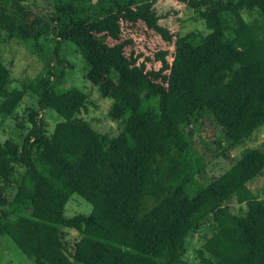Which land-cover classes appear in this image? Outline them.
<instances>
[{
  "label": "trees",
  "instance_id": "obj_1",
  "mask_svg": "<svg viewBox=\"0 0 264 264\" xmlns=\"http://www.w3.org/2000/svg\"><path fill=\"white\" fill-rule=\"evenodd\" d=\"M179 1L200 15L205 35L173 40L147 0H52L47 18L25 0H0L9 37L50 35L70 46L87 65L85 78L111 100L110 115L123 120L116 135L100 133L77 118L87 101L81 89L62 86L50 67L13 86L0 60V126L27 93L37 101L21 145L0 141V234L33 264H189L181 247L204 219L210 234L197 251L200 264H264V200L250 187L264 174V149L243 147L204 189L192 197L185 189L192 151L227 158L264 124V0ZM243 12L261 17V26ZM138 24L161 43L151 54L134 47L133 35L119 38ZM47 109L61 117L51 131ZM185 129L197 142L186 141ZM55 174L92 205L89 214H64L67 195ZM62 228L79 238L68 243Z\"/></svg>",
  "mask_w": 264,
  "mask_h": 264
},
{
  "label": "rangeland",
  "instance_id": "obj_2",
  "mask_svg": "<svg viewBox=\"0 0 264 264\" xmlns=\"http://www.w3.org/2000/svg\"><path fill=\"white\" fill-rule=\"evenodd\" d=\"M110 1L101 0V3L107 6ZM147 1L152 4L151 9L148 11L150 16L158 23L165 25L173 40L190 31L203 35L209 31L206 29L200 15L179 0ZM24 4L43 18L49 17L52 12V0H25ZM141 7L135 8L134 11H141ZM242 14L251 23L261 26V17L257 16L254 19L256 15L249 17L245 12ZM221 18L225 32L235 46L236 43L232 34V21L225 14L221 15ZM129 35H133L135 40L134 47L143 48L148 54H151L154 49H158L161 46L159 39L154 34L149 33L147 29H144L141 24L130 29L124 28L121 30L119 38L124 39ZM169 50H173L172 45ZM0 60L9 68L14 79L12 82L13 86H20L22 83L27 84L32 78L44 75L49 67L50 69L52 68L56 74L61 75L62 86L74 85L87 94L85 107L77 114V118L80 121L88 122L94 129L109 136L116 135L121 130L123 120L113 118L108 111L111 100L102 97L97 88L85 78L87 65L84 60L67 44L58 43L55 36L22 38L19 34H14L9 37L0 28ZM36 106V97L31 93H27L16 107L14 114L0 126V141L6 144L14 141L21 145L23 135L27 131L26 128L30 125L27 109L36 108ZM41 114L42 118L47 122L48 131H51L54 124L61 120V117L51 109L43 110ZM196 136L195 130L185 129L184 137L188 143L192 139L197 142ZM247 146L264 149V124L250 138L246 139L242 145L229 149L227 158L214 157L209 152H206L201 158L192 151L190 160L194 175L185 185L189 196H194L204 189L213 177L227 170L233 163V159L238 156L240 150ZM37 165L47 171L51 170L50 166L43 161L39 160ZM53 176L59 188L67 195L64 214L68 217L80 213L89 214L92 210V205L65 186L56 174ZM250 187L256 196L264 200V174L255 179L250 184ZM228 205L232 212L237 211V202L232 200L228 202ZM201 224V228L190 231L185 236V242L181 247L182 258L189 264H200L197 251L201 249L204 240L210 234V228L206 226V219ZM62 230L65 239L70 244L79 238V233L76 229L62 228ZM0 264H33V262L20 251L8 235L0 234ZM71 264L80 263L71 259Z\"/></svg>",
  "mask_w": 264,
  "mask_h": 264
}]
</instances>
